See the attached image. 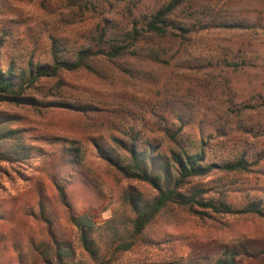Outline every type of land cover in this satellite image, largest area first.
I'll return each instance as SVG.
<instances>
[{
    "label": "rangeland",
    "instance_id": "1",
    "mask_svg": "<svg viewBox=\"0 0 264 264\" xmlns=\"http://www.w3.org/2000/svg\"><path fill=\"white\" fill-rule=\"evenodd\" d=\"M166 1L140 0L139 12L148 13ZM197 4H203L200 11ZM180 12H199L203 24L213 23L182 45L165 44L167 64L129 53L97 59L77 71L38 80L26 92L34 100L31 104L0 101V118H10L8 125L17 129V140L28 152L20 162L0 161L1 264H16L14 247L27 255L46 237V228L36 217L39 201L54 233L71 242L77 260L85 256L70 214L86 215L97 225L114 214L116 225H126L122 190L132 187L145 198L154 192L106 166L93 143L111 144L114 136L125 138L129 129L157 142H168L166 132L176 129L184 136L203 135L207 148L219 151L218 156L252 145L262 157L250 160L247 170H213L188 186H211L222 180L225 196L235 205L247 195H264V0H195L193 8ZM102 18L110 20L109 26L119 21L113 11L97 9L96 17L69 8L62 0H0V28H11L16 47L11 49L5 41L0 57L10 53L17 65L30 59L49 61L52 36L77 46ZM61 103L78 109L53 105ZM71 145L84 153L81 164L72 169L62 162L65 146ZM52 174L64 185L68 206L58 199ZM206 212L167 206L136 245L110 255V263L200 257L238 243L264 249V218ZM25 264H33L30 255ZM239 264H264V253L242 257Z\"/></svg>",
    "mask_w": 264,
    "mask_h": 264
},
{
    "label": "trees",
    "instance_id": "2",
    "mask_svg": "<svg viewBox=\"0 0 264 264\" xmlns=\"http://www.w3.org/2000/svg\"><path fill=\"white\" fill-rule=\"evenodd\" d=\"M62 1L71 9L77 8L80 13H92L96 17L97 9L113 11L119 21L111 26L108 25V18H102L98 24L96 21L84 35L82 44L77 46L69 47L52 36L49 61L33 63L30 59L25 64L17 65L10 53L8 58L0 57V101L31 104L34 100L26 92L34 88L38 80L56 77L60 71H77L97 59L110 60L129 53L144 56L157 64H167L170 60L165 44L182 45L191 39L193 33L213 23L209 20L203 24L199 12L181 14L180 8H193L195 0H168L144 14L139 12L140 0ZM196 7L200 11L199 7H203V4ZM10 31L8 27L0 28V46L6 41L14 49L15 41ZM61 104L53 105L78 109L74 105ZM9 120L0 118V161L20 162L28 157V152L24 144L18 142V131L8 125ZM176 130L173 134L166 132L168 142L143 139L131 129L124 134L125 138L114 136L111 144L94 142L96 156L106 166L125 180L146 184L153 190V196L145 198L132 187L123 189L120 200L126 206L128 215L126 225L122 222V226L114 223V214L100 225L86 215L70 214L69 221L76 229L85 260H77L71 242L56 236L48 213L39 201L36 217L46 228V237L27 255L26 252L23 254L22 249L14 247L16 264H25L29 255L33 264H112L110 255L130 250L161 211L170 205L200 214L211 211L264 218V195H247L239 205H235L225 196L227 185L222 180H216L211 186H203L204 183L188 186L191 180L204 177L213 170L243 172L247 170L250 160L257 161L262 153L256 147L252 150V145L242 149L236 146L231 152L218 156L219 151L207 148L208 138L203 135L196 137L191 133L184 136ZM63 154L62 162L70 169L79 166L84 159V153L77 145L65 146ZM51 177L58 199L68 206L64 185L58 181L57 174ZM261 253H264V249L251 250L246 244L238 243L200 257L166 258L148 264H239L242 257H255Z\"/></svg>",
    "mask_w": 264,
    "mask_h": 264
}]
</instances>
